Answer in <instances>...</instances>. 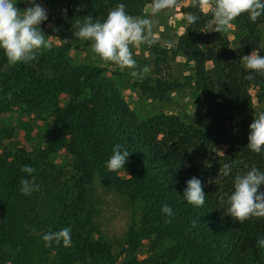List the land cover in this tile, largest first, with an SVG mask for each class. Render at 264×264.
Instances as JSON below:
<instances>
[{
	"label": "trees",
	"instance_id": "obj_1",
	"mask_svg": "<svg viewBox=\"0 0 264 264\" xmlns=\"http://www.w3.org/2000/svg\"><path fill=\"white\" fill-rule=\"evenodd\" d=\"M120 3L137 17L145 7V0H64V25L74 34L77 20L83 22L92 15L94 22H103ZM188 12L198 19L186 23L177 39V52L193 63L194 88L205 106L199 124L164 112L137 118L113 81L104 76L103 68L73 64L61 51L39 53L27 64H11L0 49V113L13 107L53 111L48 117L50 137L33 153L7 150L6 131L0 130V264H32L27 255L29 244H35L39 255L55 264H116L109 244L96 236L87 209L96 172L105 182L141 200L140 242L150 240L158 246L166 238L173 240L157 257L124 264L175 260L182 264H264V248L257 243L264 237V218L240 223L224 214L227 196L225 203L220 200L234 190L236 175L253 166L264 172V149L255 153L247 146L252 119L249 87L256 85L258 96L264 97V74L246 69L222 37L216 38L218 51L203 49L200 41H205L198 39L199 33L207 28L211 16L194 6ZM237 19L245 31L243 41L249 43L256 38L264 15L255 22L247 13ZM210 41L208 36L206 42ZM256 53L264 56V48H257ZM209 61H218L222 68L216 79L206 70ZM249 74L254 78L246 79ZM152 82L148 96L161 102L179 87L170 77L158 76ZM61 94L67 99L60 107ZM116 144L130 151L126 177L106 167ZM218 144L229 145L225 155H214ZM224 164H229L230 175L219 184L208 183L209 178L218 177ZM25 165L36 169L32 175L40 185L30 195L20 190L22 178L32 179L21 171ZM193 176L203 182L202 207L184 198L187 181ZM260 190L264 191V185ZM165 204L173 210L171 217L162 212ZM64 227L71 229V246L53 242L46 247L44 234ZM136 243L133 235L129 244L134 247Z\"/></svg>",
	"mask_w": 264,
	"mask_h": 264
},
{
	"label": "rangeland",
	"instance_id": "obj_2",
	"mask_svg": "<svg viewBox=\"0 0 264 264\" xmlns=\"http://www.w3.org/2000/svg\"><path fill=\"white\" fill-rule=\"evenodd\" d=\"M47 10L48 20L41 23L46 38L51 36L52 48L42 49L38 52H63L68 61L73 64L95 65L104 69V76L115 84L119 94L126 101L129 108L139 119L147 118L156 112L178 115L182 120L199 124L205 111L201 95L194 88L193 63L177 52L179 35L184 31L186 16L191 6L204 15L211 16L207 21V28L199 33V40L203 49L210 47L218 51L219 42L216 38L222 37L228 43L233 53L242 56L250 55L257 48H264V19L256 31V38L245 43V31L236 18L232 21L233 27L223 32L213 30V14L209 5L200 6L199 0H177V6L165 9L155 16L151 15L152 0H145V7L139 17L149 18L153 22V34L159 42L149 45L142 43L132 48L134 59L137 61L136 69H121L112 62L102 60L92 50V42L76 38L64 25V0H36ZM30 5L25 0H17V7L24 9ZM210 42H206L207 37ZM147 66L149 71L141 77L131 76L132 71H142ZM206 70L213 79L219 77L222 68L218 61L206 63ZM158 76L170 77L179 84L177 90L171 91L167 101L152 100L148 96L147 87ZM249 92L252 99V119L264 112V97L258 96V87L250 85ZM66 96L61 94L59 106H63ZM52 110H29L24 107H13L11 110L0 113V130L6 131L5 147L7 150L20 149L33 153L35 149L43 146L50 137L49 115ZM229 145L218 144L214 148V155H225ZM63 156L55 158L61 160ZM122 177L127 176L124 169L120 170ZM142 202L135 199L127 191H121L110 183L105 182L98 172L94 173L89 193L87 209L91 214L92 224L97 237L104 239L110 246L116 264H124L131 260L133 263L146 259L149 256L157 257L169 247L173 240L166 238L161 245L152 246L150 240L140 242L141 225L140 216ZM134 233V234H132ZM136 235V246L131 247L130 240ZM28 259L32 264H55L53 259H44L39 255L35 244L27 248ZM168 264H182L175 260Z\"/></svg>",
	"mask_w": 264,
	"mask_h": 264
},
{
	"label": "clouds",
	"instance_id": "obj_3",
	"mask_svg": "<svg viewBox=\"0 0 264 264\" xmlns=\"http://www.w3.org/2000/svg\"><path fill=\"white\" fill-rule=\"evenodd\" d=\"M25 3L30 6L20 9L17 7V0H0V49L4 50L11 64L18 62L27 64L37 59L40 50H50L53 46L51 36L48 35L46 38L40 27L42 22L48 20L47 10L36 3V0H25ZM199 3L202 8L213 5L211 7L215 24L213 30L218 32L231 29L232 21L241 14L247 13L253 22L264 15V0H199ZM175 6H177V0H152L151 15L155 16ZM197 19L198 17L194 14L186 16L189 24L195 23ZM76 24L78 30L74 32L75 37L91 41L94 53L102 60L112 62L121 69L137 68V61L132 51L134 46L159 42V38L152 31V20L128 14L126 5L123 3L112 9L103 22L99 20L94 22L93 16L87 15L83 22L77 20ZM241 59L246 69L264 74V56L253 51L250 55L242 56ZM148 71L149 68L145 66L142 71L134 70L130 74L133 77H141ZM245 78L251 80L254 77L249 74ZM250 129L247 146L253 152L260 153L264 149V112L258 117L255 116ZM112 152L106 164L107 169L117 173L121 169L126 170L125 165L130 151L123 148V145L116 144ZM21 171L32 176L31 180L27 178L20 180L22 194L30 195L34 191H39L40 185L36 183L35 176L32 175L36 169L31 165H25ZM230 173L229 164H224L219 170L218 177L209 178L208 183L219 184L220 180L229 176ZM262 185H264V172L255 166L244 174L236 175L232 193L230 195L225 193L220 197L221 202L225 203V196H227L224 214L240 223L252 217L264 218V191L260 190ZM205 197L202 180L193 176L187 181L184 198L188 203L202 207L205 204ZM162 212L169 217L173 215L172 208L167 204L162 206ZM192 226H196V221H192ZM43 240L46 247H51L53 242L57 245L62 242L64 247H70L71 229L64 227L55 232L49 231L44 234ZM257 243L264 248V237L258 238Z\"/></svg>",
	"mask_w": 264,
	"mask_h": 264
}]
</instances>
